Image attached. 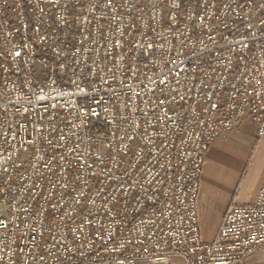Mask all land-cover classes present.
Wrapping results in <instances>:
<instances>
[{"label": "built area", "instance_id": "1", "mask_svg": "<svg viewBox=\"0 0 264 264\" xmlns=\"http://www.w3.org/2000/svg\"><path fill=\"white\" fill-rule=\"evenodd\" d=\"M246 120L264 0H0V264H251L264 183L212 241L198 214Z\"/></svg>", "mask_w": 264, "mask_h": 264}, {"label": "crops", "instance_id": "2", "mask_svg": "<svg viewBox=\"0 0 264 264\" xmlns=\"http://www.w3.org/2000/svg\"><path fill=\"white\" fill-rule=\"evenodd\" d=\"M263 183L264 139L258 140L253 121L246 120L208 152L198 202L202 239L214 240L228 207L234 202L253 204ZM249 262L264 264V249Z\"/></svg>", "mask_w": 264, "mask_h": 264}, {"label": "rangeland", "instance_id": "3", "mask_svg": "<svg viewBox=\"0 0 264 264\" xmlns=\"http://www.w3.org/2000/svg\"><path fill=\"white\" fill-rule=\"evenodd\" d=\"M180 264V263H179Z\"/></svg>", "mask_w": 264, "mask_h": 264}]
</instances>
